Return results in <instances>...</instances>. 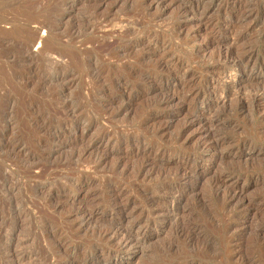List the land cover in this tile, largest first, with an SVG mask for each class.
Masks as SVG:
<instances>
[{
    "label": "rangeland",
    "instance_id": "1",
    "mask_svg": "<svg viewBox=\"0 0 264 264\" xmlns=\"http://www.w3.org/2000/svg\"><path fill=\"white\" fill-rule=\"evenodd\" d=\"M13 6L74 59L1 23L0 264H264V0Z\"/></svg>",
    "mask_w": 264,
    "mask_h": 264
},
{
    "label": "bare ground",
    "instance_id": "2",
    "mask_svg": "<svg viewBox=\"0 0 264 264\" xmlns=\"http://www.w3.org/2000/svg\"><path fill=\"white\" fill-rule=\"evenodd\" d=\"M155 1L158 4H161L165 0H155ZM25 2L29 3L27 1H25ZM6 11H7V9H6ZM3 14H4V12H3ZM3 14L0 13V35H2V34L7 35L6 33L8 32V34H10L11 37L15 36V38H17V39H23V40H27V41H31V42L38 40V42L40 43V45L42 47V50L47 52L49 55H56L57 57H62L61 60L65 56L69 57L70 59H74L73 55L70 54L69 52H67L66 50L55 48V46L53 45L54 44L53 43L54 38L50 37V32L47 33L48 22L47 21L42 22L40 20V17H38L36 11L33 8L23 9L19 6H17V7L13 6V7H11V10L9 13H5L6 15H3ZM34 22L36 24H38V29H43L44 32L42 35L39 34V31L34 32L31 29V24ZM1 23L10 24L11 29L6 32L3 29V27L1 26ZM44 34H46V36H44ZM2 37H6V36L2 35ZM56 41H57V39H56Z\"/></svg>",
    "mask_w": 264,
    "mask_h": 264
}]
</instances>
